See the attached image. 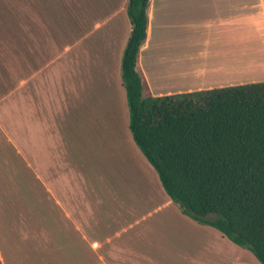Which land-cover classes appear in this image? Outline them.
<instances>
[{
  "label": "crops",
  "instance_id": "crops-1",
  "mask_svg": "<svg viewBox=\"0 0 264 264\" xmlns=\"http://www.w3.org/2000/svg\"><path fill=\"white\" fill-rule=\"evenodd\" d=\"M3 1L15 6L7 12L27 35L0 41V264H260L183 213L157 184L130 129L122 139L91 143L121 145L94 158L104 171L68 162L62 60L90 38L70 60L78 82L68 87L79 113L85 100L92 119L111 117L115 107L106 100L126 99L128 0H110L121 3L62 46L66 29L51 25L49 9L37 10L36 0ZM136 71L143 97L264 82V0H149Z\"/></svg>",
  "mask_w": 264,
  "mask_h": 264
},
{
  "label": "trees",
  "instance_id": "trees-1",
  "mask_svg": "<svg viewBox=\"0 0 264 264\" xmlns=\"http://www.w3.org/2000/svg\"><path fill=\"white\" fill-rule=\"evenodd\" d=\"M149 0H128L121 76L132 138L183 213L264 264V82L143 97Z\"/></svg>",
  "mask_w": 264,
  "mask_h": 264
},
{
  "label": "rangeland",
  "instance_id": "rangeland-1",
  "mask_svg": "<svg viewBox=\"0 0 264 264\" xmlns=\"http://www.w3.org/2000/svg\"><path fill=\"white\" fill-rule=\"evenodd\" d=\"M121 2L110 1V0H36L35 5L36 9L41 10L47 8L51 11L52 17H50L51 25L60 24V27L66 29V32L61 34L62 38L60 39V46L64 43H74L81 34H83L85 28L89 27L91 23V18H97L102 14H105L107 9H114V4L118 6ZM44 4V5H43ZM43 5V6H42ZM22 6V5H21ZM21 6L19 8H21ZM15 8L13 5H4V1H0V41H17L26 39L25 30L20 29V24L18 23V15L14 16L9 14L7 11L10 8ZM109 10V11H110ZM4 12V16L1 14ZM125 13V12H124ZM126 14V13H125ZM127 16V15H126ZM122 16L117 18L121 20V24L118 23L120 27V32L116 33L118 41H124V36L126 34V29ZM56 19V20H55ZM53 35V34H52ZM90 38L82 43V45H77L76 48L72 49L70 53H67L62 60V76H64V84L66 86L65 96L67 100L68 112H67V150H68V162L71 165H78L79 162L84 163L87 170H96L103 168V171L106 167H98L94 163V158L104 154V159L106 156H113L121 145L116 143H104L92 146L91 143L96 141L97 138H111V139H122L126 133L129 122L128 114V104L127 100L124 98L120 101L118 97L109 98L106 100L110 106H114V113L111 117L101 116L99 117L97 113L95 114L94 119L91 115H86L85 100L82 108V112L79 113L78 109V98L74 93V89L70 90L68 84L73 83L76 87L78 82V70L76 71V66L70 60L75 59L76 54L82 55L80 53L81 49L86 48L87 44H90ZM78 68V67H77ZM84 71V70H83ZM85 98V96H84ZM101 98H96V101H99ZM96 106L100 103L96 102ZM92 106V105H91ZM97 108V107H96ZM91 113V112H90ZM104 115V114H102ZM81 116V120L79 119ZM130 132V131H129ZM131 135V132H130ZM80 149L78 150L77 144ZM93 147V148H92ZM94 150V151H93ZM96 155V156H95ZM72 165V166H73ZM112 165H115L112 163ZM76 168L75 166H73ZM83 172L84 169H81ZM154 170V169H153ZM155 171V170H154ZM73 182V179H72ZM160 183L159 177L157 184Z\"/></svg>",
  "mask_w": 264,
  "mask_h": 264
}]
</instances>
